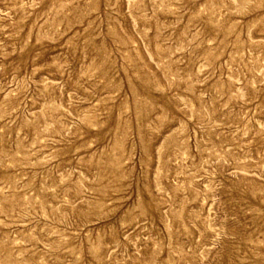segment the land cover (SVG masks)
I'll return each mask as SVG.
<instances>
[{"label": "rangeland", "instance_id": "rangeland-1", "mask_svg": "<svg viewBox=\"0 0 264 264\" xmlns=\"http://www.w3.org/2000/svg\"><path fill=\"white\" fill-rule=\"evenodd\" d=\"M0 264H264V0H0Z\"/></svg>", "mask_w": 264, "mask_h": 264}]
</instances>
